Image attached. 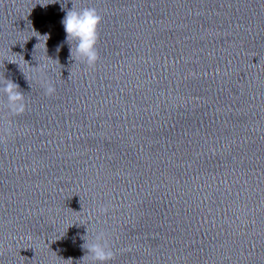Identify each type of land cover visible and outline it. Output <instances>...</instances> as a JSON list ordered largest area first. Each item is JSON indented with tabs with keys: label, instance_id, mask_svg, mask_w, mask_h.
<instances>
[{
	"label": "clouds",
	"instance_id": "1",
	"mask_svg": "<svg viewBox=\"0 0 264 264\" xmlns=\"http://www.w3.org/2000/svg\"><path fill=\"white\" fill-rule=\"evenodd\" d=\"M102 20L103 17L94 7H84L79 10L72 7L61 20V24L66 32V42L71 45V58L74 59L73 47L70 42L74 41L76 57H79L89 68H94L99 61L97 45L99 42V26ZM43 37L46 38L44 40V44L46 45L48 36L45 34ZM0 85H2L0 92L6 96L9 110L13 113H22L26 108V103L24 94L19 90V86L9 79L0 81ZM54 93L55 86L47 84L45 94L53 95ZM105 211H107L106 208L100 209L101 213ZM86 244L88 245L86 249L92 257L94 264H106L114 256L107 235L103 230L95 234L90 244L87 241Z\"/></svg>",
	"mask_w": 264,
	"mask_h": 264
}]
</instances>
